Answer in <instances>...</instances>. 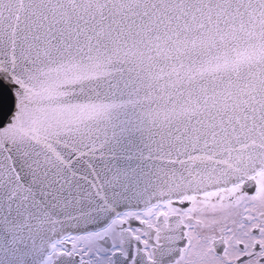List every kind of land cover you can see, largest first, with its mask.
Listing matches in <instances>:
<instances>
[{"label":"snow or ice","instance_id":"snow-or-ice-1","mask_svg":"<svg viewBox=\"0 0 264 264\" xmlns=\"http://www.w3.org/2000/svg\"><path fill=\"white\" fill-rule=\"evenodd\" d=\"M0 264H264V0H0Z\"/></svg>","mask_w":264,"mask_h":264}]
</instances>
